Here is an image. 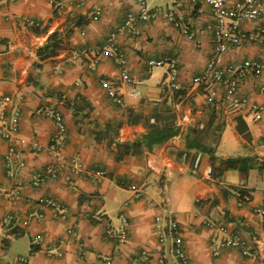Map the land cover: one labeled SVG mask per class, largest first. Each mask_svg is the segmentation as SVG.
Segmentation results:
<instances>
[{"label": "crops", "instance_id": "0c3cea01", "mask_svg": "<svg viewBox=\"0 0 264 264\" xmlns=\"http://www.w3.org/2000/svg\"><path fill=\"white\" fill-rule=\"evenodd\" d=\"M155 6L175 10L181 26L160 15L140 23L137 35L118 33L116 43L132 78L123 82L112 59L101 54L91 69L88 59L75 50L104 45L126 13L137 9L134 0H0V123L14 115L18 120L12 137L0 136V264H24L20 256L28 264H105L102 256L110 264H180L171 249L170 220L180 229L190 264L247 261L236 248L222 245L223 233L208 227L206 220L223 224L255 246L259 256L254 264H264V169L259 168L264 160V109L256 119L249 105L222 101V86L210 103L194 82L213 47L212 33L204 30L211 20L207 5L184 1L176 7L171 0L165 7ZM255 24L246 21L242 27L250 31ZM191 29L196 30L193 36ZM56 30L63 34L61 45L39 60L37 48ZM165 56L178 60L177 81L184 91L180 98L165 84V65L148 71L150 59ZM249 59L264 62V51L255 40L230 45L223 58L224 63ZM102 78L118 80L122 106L109 98ZM239 85L250 103L264 108V69ZM46 108L62 113L66 153L76 155L84 171L68 181L63 175H46L33 185V175L52 162L47 145L54 126ZM167 109L178 132L151 147L138 143L154 117ZM238 120L247 132L238 130ZM222 122L215 154L253 157L256 165L246 174L236 168L220 175L208 172V154L200 153L194 161L196 149L186 146L195 126L211 140L216 137L213 127ZM10 146L14 160L24 165L8 176ZM102 169L105 175L98 180L87 172ZM132 184L142 188L140 197L134 196ZM242 192L247 199L240 198ZM41 197L61 203L62 215L40 203ZM94 213L103 219L96 221ZM121 217L128 228L126 240L119 243L105 226L118 227Z\"/></svg>", "mask_w": 264, "mask_h": 264}, {"label": "built area", "instance_id": "2783aa9c", "mask_svg": "<svg viewBox=\"0 0 264 264\" xmlns=\"http://www.w3.org/2000/svg\"><path fill=\"white\" fill-rule=\"evenodd\" d=\"M134 1L137 3V9L126 13L123 23L117 31L109 33L104 45L94 49L86 47L75 50L77 54L85 56L88 59V64L91 69L96 67L101 54L109 57L118 66V80L123 82H130L132 78L128 73L126 56L116 43V35L118 33L137 35L140 33V23L152 21L160 15L164 16L175 27L181 26L176 17L175 10H163L159 6H148L144 0ZM184 1L190 4H205L209 7L211 14V20L205 24L204 30L212 33L213 47L203 70L194 78V82L203 88L206 100L210 103L215 101L216 95L222 86V101L230 103V105L233 106L249 105L253 111L254 118L258 119L264 109L263 106L250 103L248 99L241 94L239 84L246 76H259L264 69V62L258 59H249L240 63H224L223 58L230 45H240L250 40L257 41L264 51V0H239L236 3H230L228 0H175V6L180 7L183 5ZM246 21L255 22V28L250 31H245L242 24ZM30 22L35 24L33 21ZM195 33V29L189 31L190 36H193ZM148 65V71H150L153 66L166 65V86L172 91L180 89L177 81L178 60L176 57L165 56L159 59H150ZM118 80L102 78L100 84L106 90L112 102L122 106L123 99L116 89ZM134 94L137 95L138 92L134 91ZM3 100L7 101L9 97H4ZM43 111L54 126V132L50 136L47 145L52 155V162L47 164L42 171L33 175V185H39L43 182L46 175L51 177L63 175L68 181L73 176L84 171L80 159L76 155H69L66 153L65 136L67 128L62 113L56 108H46L43 109ZM17 127L18 120L14 115L10 121L0 123V136L9 139L17 130ZM9 149L10 152L5 159V172L8 176H11L17 167L23 166L24 164L21 161L14 160L16 154L11 146ZM87 172L94 180H98L105 175L103 169L88 170ZM131 189L135 197H140L142 195V188L140 186L132 184ZM247 198V196H243V200ZM38 201L42 204L51 206L56 215H62L64 211V206L50 197H41ZM260 212L264 214V210H260ZM92 217L96 221H101L103 219L102 215L99 213H94ZM26 223L27 221H23V224ZM205 223L208 227L217 228L223 233V236L220 238V243L222 245L236 248L241 255L246 257L247 261L245 264H254V261L259 256V251L255 246L239 235L229 233L228 229L223 224L215 225L209 220H206ZM127 228L128 221L125 217H121V222L116 228L106 223L105 232L115 237L119 243H122L127 238ZM167 230L173 238L171 249L174 257L180 264H190L183 248L182 237L177 223L170 220L167 224ZM72 234H75V232L72 231ZM159 237L160 241L164 240V231L160 233ZM35 240H40V236L37 235ZM212 241H215V238H213ZM214 252L217 253V250L214 249ZM101 259L105 264L111 263L108 257L102 256ZM18 260L24 264H28V260L25 257L20 256Z\"/></svg>", "mask_w": 264, "mask_h": 264}, {"label": "trees", "instance_id": "16d2710c", "mask_svg": "<svg viewBox=\"0 0 264 264\" xmlns=\"http://www.w3.org/2000/svg\"><path fill=\"white\" fill-rule=\"evenodd\" d=\"M63 40V34L59 31H53L48 37L44 44L39 46L36 50V54L39 60H42L50 55H53L56 52V49L61 45ZM36 63L35 65H38ZM34 65V66H35ZM184 91L179 89L174 91V97L178 98L183 96ZM82 110V106H76V110ZM212 112H215L212 109ZM86 115V112H83ZM165 116V117H163ZM163 116L157 115L154 117L155 122H151L148 126V129L140 136L138 143H144L148 147H151L153 144L161 142L170 136L176 134L178 132V125L173 120L171 113L167 109ZM215 117L214 113L212 114V120ZM236 123L238 130L242 133L247 132V128L243 123L240 125ZM211 124V122L209 123ZM223 122L218 124L216 127H213V133L216 137L209 139V134L200 135L197 126H195L192 130L193 135L188 136L186 146L188 148H195L196 153L194 154V161H197L200 153H207L209 160L207 163L206 171L210 172L213 170V174L220 175L224 170L230 168L238 169L242 174H246L248 170L256 165L253 157L251 156H229L225 158H219L215 154V148L218 143V134L223 128ZM218 161V164L215 165V162ZM260 169H264V160L259 164ZM244 193H240V198Z\"/></svg>", "mask_w": 264, "mask_h": 264}, {"label": "rangeland", "instance_id": "374dc122", "mask_svg": "<svg viewBox=\"0 0 264 264\" xmlns=\"http://www.w3.org/2000/svg\"><path fill=\"white\" fill-rule=\"evenodd\" d=\"M148 6L160 5L165 7V3H171V0H144ZM166 66V65H165ZM160 67V66H158ZM153 69H157V66H153Z\"/></svg>", "mask_w": 264, "mask_h": 264}]
</instances>
